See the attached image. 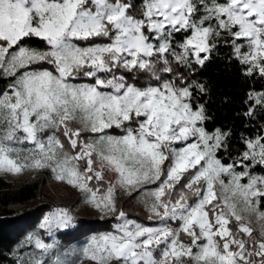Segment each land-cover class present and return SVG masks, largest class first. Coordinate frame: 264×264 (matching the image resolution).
Returning <instances> with one entry per match:
<instances>
[{
    "label": "snow or ice",
    "instance_id": "1",
    "mask_svg": "<svg viewBox=\"0 0 264 264\" xmlns=\"http://www.w3.org/2000/svg\"><path fill=\"white\" fill-rule=\"evenodd\" d=\"M220 41L264 78V0H143L138 15L132 0H0V172L48 170L115 221L62 250L74 217L54 208L38 225L51 242L30 233L37 251L16 264H264V175L250 171L264 135L223 163L231 130L206 129L205 85L173 67H203ZM249 100L255 118L264 92ZM118 191L150 223L118 209Z\"/></svg>",
    "mask_w": 264,
    "mask_h": 264
},
{
    "label": "trees",
    "instance_id": "2",
    "mask_svg": "<svg viewBox=\"0 0 264 264\" xmlns=\"http://www.w3.org/2000/svg\"><path fill=\"white\" fill-rule=\"evenodd\" d=\"M136 14H139V6L143 0H132ZM180 37H177L179 40ZM42 41L33 38L30 46L40 47ZM177 51L179 49L177 48ZM232 47L223 41L213 51L211 59L203 67L193 65L191 73L187 69L178 67L173 63L176 71L186 73L190 80L203 83L206 88L204 94H197L194 90L196 102L204 105L208 119L205 121L206 129L211 132L216 128L222 131L231 130V138L228 151L220 152L225 164L232 163L245 150L242 137L254 138L257 135H264V111L259 109L255 118L245 116L253 101L249 100V93L264 92V78L258 74L246 76V67L241 65L232 56ZM128 76L129 74L124 73ZM169 76V74H162ZM9 80L0 79V92H2ZM141 84H147L141 80ZM195 107V103L193 105ZM113 133H119L113 130ZM257 173H264V166L255 165L252 167ZM106 178H111L106 174ZM135 192L123 196L117 193V207L122 209L131 219L142 223H150L147 220L148 214L137 204ZM54 197L49 191L43 174L35 175L32 179L15 184L4 175H0V264H16V245L27 234L28 230L34 227L41 218L55 208ZM77 224L62 232L64 237L69 233L81 229H93L96 231H109L115 223L109 215L103 218L96 216L76 217Z\"/></svg>",
    "mask_w": 264,
    "mask_h": 264
},
{
    "label": "rangeland",
    "instance_id": "3",
    "mask_svg": "<svg viewBox=\"0 0 264 264\" xmlns=\"http://www.w3.org/2000/svg\"><path fill=\"white\" fill-rule=\"evenodd\" d=\"M219 2L223 3L224 0H219ZM39 46L40 47H36V48L44 47L43 42H42V44H39ZM113 134L118 135L120 133H113ZM236 170L242 171V169L240 167H237ZM250 171L255 173V174L264 175V173H257L252 168L250 169ZM38 174H43V176L45 177L46 185H47L49 191L51 192L52 196L54 197V201L56 203L55 208H67L70 211V213L72 214V216L74 217V226L77 224V221H75L76 217H80V216L93 217V216H96L98 218H102V214L97 209H95L94 207H92L91 205L87 204L84 201L83 193H81L76 188L69 186L65 182L58 181L54 177V175L48 170L23 171L19 174L0 172V175H4L8 180H11L15 184H19L20 182L32 179L35 175H38ZM118 192H120L123 196L128 195V193L123 192V191H118ZM135 200H136L137 204L140 205L145 210V212L148 214L147 209L144 207V205L141 202V199H140L138 194H136ZM103 217H106V216H103ZM42 218L34 227L29 229L26 236L20 242H18V244L16 245V251H15L16 256L23 255L24 253L29 252V251H37V250H34L31 247H29L27 244V237L30 233H36L41 238L45 239L46 242H51V240L46 236V234L42 230H40L38 227V225L42 221ZM176 226H177L176 224H173V227H176ZM252 226L254 228L257 227V222L255 221V219H253ZM63 231H65V230H62L60 233H58V235L56 237V239H57L62 250H66V249L73 248V247H78L85 240H87L89 236H91L93 234L107 232L104 230L96 231V230H93L90 228H88V229L86 228V229H81L79 231L71 232V233H69V235L67 237H64V235L62 234ZM257 234L258 233L256 231L253 232L254 236H256ZM182 239H185V238L182 237ZM83 264H93V262H91L89 260H84Z\"/></svg>",
    "mask_w": 264,
    "mask_h": 264
}]
</instances>
